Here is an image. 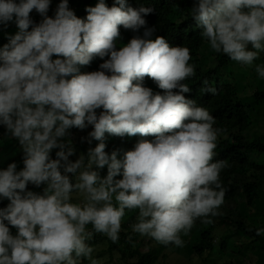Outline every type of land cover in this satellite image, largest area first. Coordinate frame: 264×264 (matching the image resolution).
<instances>
[{"label": "clouds", "instance_id": "clouds-1", "mask_svg": "<svg viewBox=\"0 0 264 264\" xmlns=\"http://www.w3.org/2000/svg\"><path fill=\"white\" fill-rule=\"evenodd\" d=\"M50 4L0 0V24L14 21L19 29L0 50V125L25 152L22 170L12 163L0 171V197L10 201L0 210V264H102L87 242L97 233L118 241L126 210H138L134 233L183 247L197 220L212 224L221 215L227 192L220 179L227 162L214 161L226 130L214 126L207 107L183 95L190 88L182 82L195 75L191 50L163 37L153 41V29L117 50L120 26L138 32L150 7L99 0L81 19L68 0L51 18ZM33 10L43 17L39 24ZM191 14L215 53L252 66L264 52V0H197ZM96 57L110 58L101 70L81 74L80 66ZM255 71L264 79V63ZM146 76L163 95L143 86ZM89 125L100 143L72 162L75 150L65 138ZM106 133L155 139L140 140L118 159L105 151ZM105 166L101 178L94 168ZM30 183L46 185L43 194L28 191ZM74 193L83 202H74ZM256 235L264 236V227Z\"/></svg>", "mask_w": 264, "mask_h": 264}, {"label": "trees", "instance_id": "trees-1", "mask_svg": "<svg viewBox=\"0 0 264 264\" xmlns=\"http://www.w3.org/2000/svg\"><path fill=\"white\" fill-rule=\"evenodd\" d=\"M94 1L68 0L70 10L74 11L75 15L81 19H86L88 15L87 8L93 7L92 3ZM61 2L62 0H51L47 13L49 17H55L58 5ZM105 2L109 7L115 4V0H105ZM196 3L197 0H127V4L130 7L136 9L141 6L150 7L153 11L144 17L147 22L146 26L142 27L138 32L125 29L121 25L120 37H124L130 42L136 35L143 37L146 29H153L154 31L151 37H149L153 41L157 37H163L172 47L186 46L191 50L192 59L190 63L195 66V75L182 82L190 88V91L183 95H185L186 99L195 101L199 106L207 107L210 114L216 119L214 126L226 130L218 139L214 161L223 160L227 162V166L220 174L221 182L225 189H227L225 201L219 209L221 215L212 218L214 222L218 220V224L215 226L214 222L212 224H204L200 220L196 221L195 224L201 226L203 231L200 234L199 240L193 243L191 254L194 253L198 256L200 260H203L204 264L210 262L217 263V261H222L224 258L226 260L230 259L231 261H226L222 264H237V261L233 259L234 252L231 253L229 251L233 250L230 247L234 234V230L232 229L238 232L239 230L242 231L244 236H250L251 240L245 245L248 255L254 253L255 242H264L263 236L256 235L257 228L254 226L249 227L242 214L244 208H252L254 203L262 195L264 197V163L258 162L260 156L264 155V141L257 137V134L253 135L251 133L252 137L247 135L255 125L259 124L258 118L254 117L253 113L256 112V109H258L257 112L260 110L264 112V89H259L254 92V111L251 112L249 105H246L241 100L236 85L231 81V76L226 74V70L234 62L233 60L222 53H217L213 65L205 68L202 66L201 52L207 41L200 35L202 29L198 26L197 21L191 14V9ZM30 16L35 24H39L43 20V17L35 10H33ZM10 22L7 25L0 24V50L6 44H9L10 39L13 37L6 34ZM56 58L61 57L54 55L53 59ZM109 58L105 57L101 59L96 57L89 65L80 66V73L101 70L100 65ZM255 63H264V52L260 54L259 59ZM204 81H208V84L205 85ZM143 86L151 88L154 94H164V90L160 89L157 83L150 77L146 76L144 78ZM212 86H215L217 90L215 95L204 90ZM101 111L103 109H98L97 114ZM70 130L76 136L75 140L70 139L75 150V155L69 157V160L72 162H76L82 154L87 156L89 150L94 149L100 143V141L90 137L89 134L94 130L91 125L83 130L75 127ZM0 133L7 141L15 142L11 141L12 136L7 133L6 128L2 125H0ZM125 136L119 137L106 133L105 143L107 147L105 151L109 155L115 151L118 153V157L119 155L125 154L121 153L119 149V139L120 141L123 139L125 141ZM138 136L139 134L128 136L134 142V145H131L130 151L134 150L135 145L138 143ZM65 139L67 140L68 138ZM145 139L150 141L155 139V137L150 136ZM58 151L59 149L52 151V159H57L56 152ZM24 157L25 152L20 144L19 154L4 163L0 167V171L6 170L12 163H16L17 166L23 168ZM94 170L100 173L101 178L107 177V166L103 169L94 168ZM61 172L64 174L63 169H61ZM122 178V175L116 177V179ZM44 187L46 185L40 186L42 193ZM36 188L39 189V187ZM239 194L245 196L246 205L240 206L236 203L235 198ZM73 201L83 202L76 199H73ZM7 206V203L0 197V210L7 208ZM223 209L227 211L226 214L222 213ZM262 214L258 210L257 217ZM137 216L138 210H126L119 240L116 242H113L102 233L95 234L93 239L87 242L95 249L93 257L100 259L102 264H159L162 255L166 258V255H164L165 251L175 250V245L173 244L165 246L159 243V245H156L155 240L150 239L147 241L146 236L134 233L131 226L137 222ZM88 228L91 229V225ZM12 231L15 232V229L12 228ZM218 231H225L229 235L218 238L216 234ZM98 246L101 247L97 249ZM82 264H89V262L83 260Z\"/></svg>", "mask_w": 264, "mask_h": 264}, {"label": "rangeland", "instance_id": "rangeland-1", "mask_svg": "<svg viewBox=\"0 0 264 264\" xmlns=\"http://www.w3.org/2000/svg\"><path fill=\"white\" fill-rule=\"evenodd\" d=\"M99 0H95L92 4L93 7L97 5ZM19 29L15 25L14 21H11L9 23V28L7 31V35L15 36L18 33ZM137 36V35H136ZM134 36V37H136ZM129 43L124 37H120L119 41L117 42V50L123 45H126ZM249 50H253L251 47H249ZM217 53H215L213 50H211L209 43L207 42L201 52V58H202V66L209 67L213 65L215 62L214 58ZM259 59V58H258ZM255 65H258L254 62L252 66L248 65H241L239 62L234 61L226 70V74L228 76H231V81L233 84L236 85L238 92L240 93L241 100L246 104L249 105L251 112L254 111L253 102H254V92L259 89H264V79H261L258 77L257 72L255 71ZM229 79V78H227ZM251 105V106H250ZM264 109V107H263ZM258 109H256V112L253 113L254 117H257L259 124L255 125L254 128L247 133L248 136L252 137L253 135L257 134V137L261 138L264 141V112L261 110L257 112ZM5 128V126H3ZM70 135L66 138L67 140L73 139L75 140V135L71 130H69ZM81 133V132H80ZM251 135H250V134ZM139 142L142 139H145L146 137L138 136ZM11 141L15 142H9L7 141L4 136L0 133V167L4 165L9 159L15 157L19 154L20 144L18 143V139L15 137H11ZM123 141V142H122ZM120 141L119 139V149L121 153H126L127 151H130L131 145H134V142L130 139V137L125 136L124 139ZM127 141V142H126ZM124 154L119 155L118 159H123ZM258 162L264 163V155L260 156L258 159ZM22 167L17 166V171L22 170ZM64 173V172H63ZM65 174V173H64ZM67 175L72 179L73 183L74 180V174L67 173ZM37 186L33 184H29L27 186L28 191H33L36 193H42L41 188H36ZM3 198V197H2ZM73 199H76L78 201L84 200V195L80 193H74ZM5 203L7 205L10 203V201L6 198H3ZM264 197L263 195L260 197L259 200H257L254 203V206L250 209H245L242 211L243 218L245 222L248 224L249 227H256V228H262L264 227ZM236 203H238L240 206L246 205V198L244 195H236L235 198ZM258 210L261 211L263 214L259 217H257ZM226 210H222L223 214H226ZM123 221V220H122ZM215 226L218 224V220L214 222ZM233 237L231 239V248L233 250H229L231 253L234 252L233 259L237 261V264H264V242H255L254 246V253L252 255H248L247 249L245 245L251 240L250 236H244L243 232L239 230V232L235 229ZM203 228L197 224L193 226L190 233L187 236H183V240L185 241V244L183 247H174V251H165L164 255H166V258L162 255L160 257V263L159 264H204L203 260H200L198 256H196L194 253H192V246L193 243L196 240H199L200 234L202 233ZM218 238L221 236H228L229 233H225V231H218L217 233ZM264 237V236H263ZM151 238L146 237V240L149 241ZM156 245H159L158 242H156ZM254 245V244H253ZM101 247L98 246L97 249ZM226 261H231L230 259L224 258L217 263H207V264H222Z\"/></svg>", "mask_w": 264, "mask_h": 264}]
</instances>
